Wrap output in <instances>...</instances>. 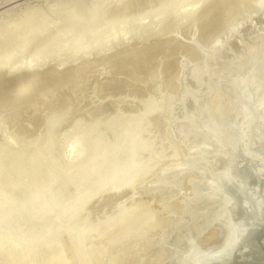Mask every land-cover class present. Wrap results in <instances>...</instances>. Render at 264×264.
Masks as SVG:
<instances>
[{
  "label": "rangeland",
  "instance_id": "374dc122",
  "mask_svg": "<svg viewBox=\"0 0 264 264\" xmlns=\"http://www.w3.org/2000/svg\"><path fill=\"white\" fill-rule=\"evenodd\" d=\"M261 61L264 0H0V264H181L219 245V178L264 119L247 102H264ZM251 71L256 93L237 82Z\"/></svg>",
  "mask_w": 264,
  "mask_h": 264
},
{
  "label": "bare ground",
  "instance_id": "6f19581e",
  "mask_svg": "<svg viewBox=\"0 0 264 264\" xmlns=\"http://www.w3.org/2000/svg\"><path fill=\"white\" fill-rule=\"evenodd\" d=\"M76 17H77V15H76ZM177 17V16H176ZM70 18V17H69ZM79 18V17H78ZM71 19V18H70ZM78 20V19H77ZM177 20V19H176ZM262 21V20H261ZM76 22V21H75ZM86 22V21H85ZM259 22H260V20H259ZM255 23H257L256 25H261V24H258V22H255ZM73 24V23H72ZM77 24V23H76ZM78 25V24H77ZM76 27V26H75ZM79 27V26H78ZM82 28V27H81ZM87 28V27H86ZM81 31V30H80ZM250 33V32H249ZM248 34V33H247ZM42 36V35H41ZM22 37H23V35H22ZM26 38V37H25ZM45 38V37H44ZM15 40V39H14ZM24 41V40H23ZM35 42V41H34ZM236 44V43H235ZM23 46V45H22ZM234 46V45H233ZM235 46H237V44L235 45ZM14 47V46H13ZM19 48V47H18ZM17 48V49H18ZM241 47L239 46V48L237 47V49L239 50ZM20 49V48H19ZM236 49V48H235ZM10 50H13V49H10ZM15 53V52H14ZM14 53H11L10 55H13ZM9 55V57H11ZM2 56V55H1ZM8 57V58H9ZM44 59V58H43ZM262 63H264L263 61H261ZM1 63V62H0ZM8 63V62H7ZM261 63V64H262ZM248 64V66H252L250 63H247ZM247 64L246 65H244L245 67L247 66ZM250 64V65H249ZM259 66H260V62H259V64H258ZM258 65H257V68H258ZM28 66V65H27ZM262 66V65H261ZM5 68V67H4ZM27 68H29V66L27 67ZM247 68V67H246ZM249 68H252V67H249ZM257 68H255V71H256V75H258V69L259 68H261V67H259L258 69ZM242 70H243V68H242ZM241 70V71H242ZM245 70H247V69H245ZM14 71V70H13ZM241 71H239V72H241ZM244 71V70H243ZM260 71H261V75H260V78H261V76H263L264 75V73L262 74V72L264 71L263 70V66H262V69H260ZM252 73H249L250 75H244V78H247V79H244V80H246L244 83L242 82V81H244V80H242L241 79V77H243V75L239 78V79H241V80H238L237 82H239L240 84H242V87H244L245 89L249 86H247V87H245L246 85H245V83L246 84H249V81H248V79H250L252 76H251V74H255V72L254 71H251ZM64 73H66V72H64ZM259 74H260V72H259ZM247 76H251V77H247ZM20 77V76H19ZM253 77H254V75H253ZM264 77V76H263ZM72 78V77H71ZM259 78V77H258ZM260 78L259 79H257L256 77H255V79L254 80H256L255 82L257 83V85L256 86H258L259 87V89H257V94L259 93V91H261V89L264 91V89L262 88V87H264L263 85H264V78H263V80H262V78H261V81H259L260 80ZM252 79V80H253ZM18 80V79H17ZM68 80V79H67ZM251 80V79H250ZM251 80V81H252ZM253 80V81H254ZM56 82V81H55ZM64 82H66V81H64ZM248 82V83H247ZM254 82V84H253V86H252V84L250 83V87H253V88H256V86H254L256 83ZM259 82V83H258ZM263 83V85H262V83ZM50 83H51V81H50ZM238 83V84H239ZM261 83V85H262V87H261V85H258V84H260ZM57 84V83H56ZM237 83H236V85H238ZM33 85V81H32V79L30 78V77H27V78H25L24 80H19V81H17V83L16 84H13L12 86H11V91H10V93H9V97L8 98H10V97H16V96H18V95H20V94H24L25 92H28L29 90H30V87ZM53 85V84H52ZM61 85V84H60ZM233 87L235 86V83H234V85H232ZM237 87V86H236ZM235 87V88H236ZM250 87H248V88H250ZM257 87V88H258ZM60 88V87H59ZM234 88V89H235ZM252 88V89H253ZM233 89V90H234ZM238 89V88H237ZM251 89V90H252ZM236 90V89H235ZM234 90V91H235ZM244 90V89H243ZM246 90H250V89H246ZM244 91V93L245 92H247V91ZM250 90V91H251ZM238 91V90H237ZM253 91H254V89H253ZM262 91V94L261 95H263V92ZM31 91H29V93H30ZM243 92V91H242ZM255 91L254 92H252V93H256ZM247 93H249V92H247ZM251 93V92H250ZM56 94V93H55ZM58 94V93H57ZM245 95V94H244ZM255 95V94H254ZM261 95H259V96H261ZM20 97V96H19ZM22 97V96H21ZM255 97H258V95L256 96L255 95ZM263 97V96H262ZM17 98V97H16ZM20 99V98H19ZM34 99V98H33ZM75 99V98H74ZM83 99V98H82ZM259 99H261L262 100V98H256V99H254V100H256L255 102H254V100L253 99H251L252 101H250L249 99L247 100V102H250V103H255L254 105H256V106H258V105H263L264 104V102H262L261 100L259 101ZM257 100L259 101L258 103H260V104H258L257 103ZM14 101V100H13ZM34 101V100H33ZM76 101V100H75ZM16 102H17V100H16ZM15 102V103H16ZM20 102H22V100L20 101ZM32 102V101H31ZM257 103V104H256ZM77 104H79L78 102H77ZM76 104V105H77ZM245 104H247L246 102H245ZM244 104V105H245ZM28 105V104H27ZM34 105V104H33ZM64 105H66V104H64ZM243 105V106H244ZM249 105V104H248ZM248 105L247 106H244V107H248ZM261 105V106H262ZM16 107L18 106V105H15ZM23 106V105H22ZM256 106H253L252 105V108H254V107H256ZM261 106H258L259 107V109L260 108H263L264 107V105H263V107H261ZM20 107V106H19ZM251 107V104H250V106H249V108ZM258 107H256V108H254V110L257 112V108ZM20 108H22V107H20ZM35 108H36V106H35ZM252 108H250V109H252ZM33 109V108H32ZM37 109V108H36ZM36 109H35V112H34V114L36 115ZM46 109V108H45ZM62 109H64L63 107H62ZM61 109V110H62ZM247 109V110H246ZM250 109H248V108H245V111L243 110H241L242 111V113L243 112H248L246 115H250L249 113L250 112H252V110L251 111H249ZM264 109V108H263ZM28 110H29V108H28ZM197 110V109H196ZM31 112V111H30ZM262 112V117L260 116V120L262 119V118H264V110L263 111H261ZM261 112H258V113H260V115H261ZM32 114H33V112H31ZM197 113V112H196ZM257 113V114H258ZM2 114V113H1ZM239 114H241V113H239ZM30 115V114H29ZM64 115V114H63ZM243 115V114H242ZM0 116H2V115H0ZM32 116V115H31ZM245 116V115H244ZM243 116V117H244ZM256 116H258V115H256ZM32 117H35V116H32ZM37 117V116H36ZM246 117V116H245ZM251 117V116H250ZM40 118V117H39ZM259 118V116L258 117H256V120ZM192 119V118H191ZM242 118H240L239 119V122H237V120L236 121H233V122H235V123H237V124H235V125H240L241 123H243V122H240V121H243V119L241 120ZM249 119V118H248ZM35 121H36V119H34ZM40 120V119H39ZM245 120L246 121H248L247 120V117L245 118ZM244 120V121H245ZM250 120V119H249ZM255 120V118H254V121L255 122H257ZM29 121V120H28ZM27 121V122H28ZM156 121V120H155ZM175 121V120H174ZM173 121V122H174ZM251 121V120H250ZM31 122V121H30ZM172 122V121H171ZM170 122V123H171ZM258 122H259V119H258ZM169 123V122H168ZM195 123V122H194ZM193 123V124H194ZM245 123V122H244ZM251 123V122H250ZM250 123L248 122L247 124H249V126H251L250 125ZM252 123H254V122H252ZM260 123H262L261 125H257L256 126V123H254L253 125H254V128H253V125L251 126V130L249 129L248 130V134H249V132H250V136L248 135V137H250L251 139H253L254 138V140H252V141H254V144H253V142L251 143L250 141H251V139L250 138H248L250 141L248 142L249 143V146L250 147H253L252 148V150H251V153H249L248 154V156L246 155V154H244V153H242V152H239V151H236V153H235V155H234V162H233V166H230V168H227V166H229V165H231V164H228V162H230V161H228L227 162V166L225 165V163L223 164L221 161H220V156H218V155H220V152H219V150H216V149H213L212 148V152L210 151V152H208L209 150H211V147H215L216 146V144H211L212 142H210V144L212 145L210 148H209V146L206 148V143H203V144H200L199 143V138H198V141H197V143L195 142V145L197 144V145H199V146H195V150H197L196 148L198 147V149L200 150V153L198 154V152H199V150L198 151H196V153L194 154L193 152H195V151H191L192 153H190V151L188 150V149H186V147H185V149H186V151L188 150V152H186V153H190V154H192L191 156H193V154H194V156L196 155L197 157H198V155H201V156H203V153L205 154L206 152H208V153H206L208 156H210V154L212 155V156H214V158H216V160H217V158H219V162H220V165L222 166V164L223 165H225L226 166V168L224 167V166H222V167H224L223 168V170H224V172L226 173V175H227V178L224 180V178L222 179V177L221 178H219L220 179V182H222V185L220 184V188H223L221 191V196H219V200H217V201H219L221 204L220 205H222L223 207H226V209H227V206H229L230 207V205H231V208H229V213H230V221H227V219H225L226 221H227V223L224 221V223H226L227 225H229V224H235V223H242V222H250V221H257L258 219L259 220H261V219H264V119H263V122H261L260 121ZM33 124V123H32ZM161 125H162V123H160ZM195 125H197L196 123H195ZM238 125V126H239ZM27 126V125H26ZM164 126V125H163ZM169 126V125H168ZM232 127H233V129H235L237 126H233V125H231ZM245 126V125H244ZM243 126V124H241V127H244ZM256 126V127H255ZM10 127V126H9ZM29 127V126H28ZM35 127V126H34ZM241 127L239 126V128H238V132H237V128H236V131L235 130H233V131H235L236 133H238V134H240V133H243V132H241V130L242 131H244V129L242 128L241 129ZM30 128V127H29ZM168 128V127H167ZM166 128V129H167ZM249 128V127H248ZM247 128V129H248ZM196 129V128H195ZM5 130V129H4ZM239 130H240V133H239ZM189 132V131H188ZM234 132V133H235ZM245 132V131H244ZM27 133V132H26ZM140 133V132H139ZM170 134V133H169ZM168 134V135H169ZM188 134V133H187ZM187 134H186V137H187ZM136 135V134H135ZM138 135V134H137ZM167 135V134H166ZM184 135V134H183ZM202 135V134H201ZM200 135V136H201ZM2 136H3V134H2ZM238 136V135H237ZM192 138V137H191ZM255 138H257V139H255ZM5 139V138H4ZM171 139V138H170ZM6 140V139H5ZM30 140V139H29ZM135 140V139H134ZM145 140V139H144ZM167 140V139H166ZM172 140V139H171ZM184 140V139H183ZM187 140V139H186ZM191 140H193V139H191ZM139 141V140H138ZM193 141H196V139L195 140H193ZM204 141V140H203ZM168 142V141H167ZM177 142V141H176ZM201 142V141H200ZM256 142V143H255ZM251 143V144H250ZM180 144V143H179ZM205 144V145H204ZM209 144V143H208ZM207 144V145H208ZM209 144V145H210ZM141 145V144H140ZM202 145H204L205 147L204 148H206L207 150H204V148L203 147H201L202 148V151L203 152H201V148H200V146H202ZM193 146H194V144H193ZM135 147V146H134ZM146 148V147H145ZM217 151V152H213V151ZM140 151V150H139ZM180 151H182V150H180ZM185 151V150H184ZM220 151H221V149H220ZM219 152V153H218ZM180 153V152H179ZM181 153H183V152H181ZM218 153V154H217ZM184 154V153H183ZM198 154V155H197ZM205 154V155H206ZM222 154V153H221ZM179 155H181V154H179ZM178 155V156H179ZM204 155V157H207V156H205ZM188 156V155H187ZM187 156H184V157H187ZM191 156L189 155V160H190V158H191ZM195 156V157H196ZM211 156V157H212ZM216 156H218V157H216ZM181 157V156H180ZM196 157V158H197ZM221 157H222V155H221ZM224 158V157H223ZM172 159H177L176 157H172ZM172 159H170L168 162H171V163H174V161H171ZM182 159V158H181ZM202 159H203V157H202ZM167 160V159H166ZM188 160V158H186V161ZM188 160V161H189ZM204 160H205V158H204ZM216 160H215V163L217 164L218 162H216ZM226 160V159H225ZM225 160H223V161H225ZM182 161V160H181ZM185 160H183L182 162H184ZM187 161V162H188ZM167 162V163H168ZM176 162V161H175ZM190 162V161H189ZM161 163H164V162H161ZM160 163V164H161ZM231 163V162H230ZM166 164V163H165ZM215 164V165H216ZM219 164V163H218ZM218 164H217V166H218ZM135 165V164H134ZM161 165H163V164H161ZM169 165V164H168ZM219 165V166H220ZM123 171V170H122ZM131 171L132 172H135V169H129V170H125L124 172H120V173H116V176H115V174L113 175V177H111L112 178V180L114 179V182H115V185H117L116 187H118L119 185H125V186H127V185H129V183L131 182L130 180H131V178H134V177H131L130 175H131ZM113 172H115V171H113ZM196 178H198V180L200 179L199 177H196ZM230 178H234L235 180L234 181H232ZM254 179H255V181H254ZM133 180V179H132ZM201 180V181H200ZM199 181H198V184H199V182H202V179H200ZM224 180V181H223ZM166 181H167V179H166ZM165 181V182H166ZM113 182V181H112ZM111 182V183H112ZM164 182V181H163ZM169 182V181H168ZM217 182V181H216ZM113 184V183H112ZM172 184V182L171 183H169V185H171ZM208 184H210V182L208 183ZM114 186V185H113ZM113 186H109V187H111V188H109L108 187V189H112V187ZM222 186V187H221ZM115 187V186H114ZM113 187V188H114ZM120 187V186H119ZM119 187H118V189H119ZM121 188V187H120ZM124 188V187H123ZM107 189V190H108ZM115 189H117V188H115ZM114 189V191L116 192V190ZM105 191L104 192H107L106 191V189H104ZM113 190V189H112ZM111 190V191H112ZM123 190V189H122ZM125 191V190H124ZM95 192V191H94ZM114 192V193H115ZM118 192V191H117ZM121 192V191H120ZM88 193V192H87ZM90 195H92V193L90 194ZM115 195V194H114ZM117 195V194H116ZM204 195H206V194H203L202 196H204ZM120 196V195H119ZM202 196H201V201L200 202H202ZM207 197V196H206ZM212 198V197H211ZM210 198V199H211ZM214 198V197H213ZM204 199V198H203ZM206 199H208V198H206ZM206 199H205V201H206ZM209 199V200H210ZM218 199V198H217ZM196 200H199V199H196ZM195 200V202H197ZM209 200H207L208 202H209ZM212 200H214V199H212ZM194 201V200H193ZM207 202V203H208ZM190 204H191V202H189ZM188 203V204H189ZM194 203V202H193ZM206 203V202H205ZM213 203V202H212ZM211 203V204H212ZM216 203V202H215ZM215 203H214V205L213 206H215ZM120 204V203H119ZM119 204H118V206H119ZM197 203H195V205H196ZM201 204H203L204 205V202H202ZM200 204V205H201ZM210 204V203H209ZM219 204V203H218ZM230 204V205H229ZM122 205V204H121ZM121 205L119 206V208L121 207ZM194 205V206H195ZM198 205H199V203L196 205L197 207H198ZM219 205V209L220 208H222L221 206ZM227 205V206H226ZM211 207H212V205H210ZM126 207V206H125ZM125 207H123L122 209L124 210V208ZM188 207H192V205L191 206H188ZM196 207V208H197ZM204 207V206H203ZM208 207V206H207ZM216 207V206H215ZM112 208H113V206H112ZM119 208H116V212H117V210H121V211H119L120 213H122V209H119ZM200 208V207H199ZM198 208V209H199ZM206 208V207H205ZM114 209V208H113ZM190 209V208H189ZM195 209V208H194ZM193 209V210H194ZM198 209H195V210H198ZM202 209V208H201ZM223 209V208H222ZM225 209V208H224ZM223 209V210H224ZM225 209V211L227 212V216L225 215V211H223V212H225V213H223V216H226V218H229L228 217V209L226 210ZM110 210V209H109ZM191 210V212H192V209H190ZM203 210V209H202ZM199 211H200V209H199ZM217 211L218 210H216V213H217ZM222 210H220V212H221ZM111 212H113V214L115 213L114 211H112L111 210ZM191 212H188V213H191ZM219 212V211H218ZM109 213H110V211H109ZM193 213H195V212H193ZM202 213V212H201ZM212 213V212H211ZM210 213V214H211ZM216 213L215 212H213L212 213V215L213 214H215L216 215ZM106 214V213H105ZM111 214V213H110ZM117 215L119 214V213H116ZM209 214V215H210ZM219 214V213H218ZM124 215H125V212H124ZM188 215H190V214H188ZM215 215H214V219H215ZM111 216V215H110ZM113 216V215H112ZM115 216V215H114ZM113 216V217H114ZM121 216V215H120ZM127 215H125V216H123L122 215V220H117L118 221V225H119V221H120V224L121 223H123L124 222V226H125V224H128V222H129V220L131 219L130 217V219L127 221V223H125L126 221L125 220H127L128 218L126 217ZM198 216V215H197ZM217 217H219L220 216V214H219V216L218 215H216ZM113 217H111V220H112V218ZM124 217L125 218H127V219H124ZM183 217V216H182ZM108 218H110L109 216L106 218V221H104V222H107L108 220ZM179 218H181V217H179ZM225 218V217H224ZM72 219V218H71ZM116 219L117 218H115V220H113V222H111V223H116V226L114 225V224H111V226L112 225H114L115 226V228L118 226L117 225V221H116ZM98 220V219H97ZM110 220V219H109ZM110 220V221H111ZM177 220V219H176ZM181 220V219H180ZM182 220H183V218H182ZM213 220V219H212ZM4 221V220H3ZM27 221H29V220H27ZM109 221V222H110ZM182 223H179V225H181V224H183V221H181ZM228 222H229V224H228ZM130 223V222H129ZM110 224V223H109ZM100 225V224H99ZM205 225V224H204ZM7 226V225H6ZM105 226H106V228H108L107 227V224L105 223ZM109 226V225H108ZM223 226H226V225H223ZM201 227V226H200ZM222 227V226H221ZM98 228V227H97ZM121 228L122 229H124V227L121 225V227H120V229H119V226H118V229H119V231L121 230ZM224 228V227H223ZM75 229V228H74ZM100 229V228H99ZM110 229H112V228H110ZM181 229H183V228H181ZM222 229V228H221ZM67 231L69 230V229H66ZM117 230V229H116ZM202 230H200V232H201ZM223 230H221V232H222ZM74 232V231H73ZM91 232V231H90ZM225 232V230L222 232V233H224ZM84 233V232H83ZM67 235V234H66ZM74 235V234H73ZM222 235H224V234H222ZM221 235V236H222ZM69 236H71V232H70V235ZM76 236V235H75ZM220 236V237H221ZM74 237V236H73ZM80 237H81V239H83L82 238V235H80ZM223 237V236H222ZM78 238H79V235H78ZM5 239V238H4ZM223 239V238H222ZM222 239H219V240H221L222 241ZM8 240V239H7ZM78 240H80V238L78 239ZM78 240H77V242H78ZM112 240V239H111ZM218 240V239H217ZM216 240V241H217ZM81 241V240H80ZM213 241L214 240H212V243H213ZM77 242H76V244H77ZM91 242V241H90ZM218 242H220V241H217V243ZM14 243V242H13ZM80 242H78V244H79ZM216 243V242H215ZM215 243H213V244H215ZM221 243V242H220ZM220 243H218V244H220ZM77 244V245H78ZM83 244V243H82ZM211 244V243H210ZM210 244H208V246H210ZM76 245V246H77ZM24 246V245H23ZM201 245H199V247H200ZM207 246V247H208ZM212 246V245H211ZM211 246L210 247H208L207 249H204V247L205 246H201V247H203V249H199L198 248V246H197V248L199 249V250H209V248H211ZM214 246H216V245H214ZM213 246V247H214ZM87 247V246H86ZM200 247V248H201ZM77 248H79V247H77ZM78 251V250H77ZM76 252V251H75ZM88 255V254H87ZM86 255V256H87ZM162 255H164V254H162ZM168 255V254H167ZM165 256V255H164ZM90 257V256H89ZM166 258V256L165 257H163V259H165ZM81 259V258H80ZM84 259H82V261H83ZM166 261H169V260H166ZM82 263H84L85 264V262L83 261ZM89 264H91V263H89ZM181 264H184L183 263V261H182V263Z\"/></svg>",
  "mask_w": 264,
  "mask_h": 264
},
{
  "label": "water",
  "instance_id": "95a60500",
  "mask_svg": "<svg viewBox=\"0 0 264 264\" xmlns=\"http://www.w3.org/2000/svg\"><path fill=\"white\" fill-rule=\"evenodd\" d=\"M181 259L184 264H264V219L226 225L219 245L209 250L192 245Z\"/></svg>",
  "mask_w": 264,
  "mask_h": 264
}]
</instances>
